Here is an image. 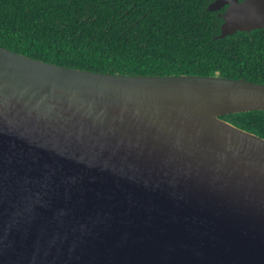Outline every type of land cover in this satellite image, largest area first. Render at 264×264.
Returning <instances> with one entry per match:
<instances>
[{"label":"water","instance_id":"95a60500","mask_svg":"<svg viewBox=\"0 0 264 264\" xmlns=\"http://www.w3.org/2000/svg\"><path fill=\"white\" fill-rule=\"evenodd\" d=\"M220 35L264 0H215ZM264 83L47 63L0 46V264H264Z\"/></svg>","mask_w":264,"mask_h":264},{"label":"trees","instance_id":"16d2710c","mask_svg":"<svg viewBox=\"0 0 264 264\" xmlns=\"http://www.w3.org/2000/svg\"><path fill=\"white\" fill-rule=\"evenodd\" d=\"M215 0H0V46L56 65L264 83V30L223 39ZM264 138V111L222 117Z\"/></svg>","mask_w":264,"mask_h":264}]
</instances>
